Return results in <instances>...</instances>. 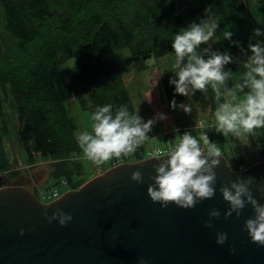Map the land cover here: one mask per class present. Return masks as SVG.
I'll return each instance as SVG.
<instances>
[{"label":"trees","instance_id":"trees-1","mask_svg":"<svg viewBox=\"0 0 264 264\" xmlns=\"http://www.w3.org/2000/svg\"><path fill=\"white\" fill-rule=\"evenodd\" d=\"M257 8L254 29L264 32V1ZM0 10L4 31L12 40L13 60L18 63L13 71H7L0 61V88L5 84L10 88L19 123L17 137L26 154L38 152L53 162L52 182L63 183L68 190L81 182L77 178L82 174L83 153L66 103L75 99L91 114L105 104H111L113 112L125 105L134 114L113 57L115 52L127 49L135 71L141 72L147 68L148 59L174 54L173 36L190 23H198V12L207 10L218 22L212 50L233 57L226 71L239 75L244 70L240 51L245 18L229 0H0ZM224 31L232 33L230 39L223 38ZM258 37L264 43V35ZM71 58L73 70L65 76L58 67ZM162 85L166 97L182 100L174 85ZM190 98L202 111H208L206 122H210L216 107L211 90L197 91ZM2 114L0 107V174L9 170L3 150L8 129ZM195 123L180 127L178 137L185 131L199 137ZM249 140L251 153L264 161V128L249 135ZM228 154L231 166L223 156L228 167L239 170L242 156L238 148H231ZM130 157L133 161L144 159L142 145ZM116 163L113 159L106 168Z\"/></svg>","mask_w":264,"mask_h":264},{"label":"water","instance_id":"water-1","mask_svg":"<svg viewBox=\"0 0 264 264\" xmlns=\"http://www.w3.org/2000/svg\"><path fill=\"white\" fill-rule=\"evenodd\" d=\"M219 159L214 197L192 209L151 201L146 190L159 163L152 157L112 166L47 203L24 188L3 187L0 178V264H138L139 257L146 264H264V246L252 243L244 229L254 215L251 206L225 219L229 205L219 192L230 181L254 177L253 197L264 204L256 190L264 184V161L232 171ZM133 171L142 173V183L130 179ZM45 205L48 215L59 208L72 221L48 223ZM213 208L220 217L205 228ZM218 232L227 233L223 245L215 243Z\"/></svg>","mask_w":264,"mask_h":264},{"label":"clouds","instance_id":"clouds-1","mask_svg":"<svg viewBox=\"0 0 264 264\" xmlns=\"http://www.w3.org/2000/svg\"><path fill=\"white\" fill-rule=\"evenodd\" d=\"M218 22L206 17L198 23H190L180 29L172 39L174 63L172 72L174 79L169 83L175 86V92L189 97L197 91L207 93L211 90L216 107L213 114L214 123L201 120L200 129L212 128L224 137H242L252 135L257 129L264 128V43L256 41L249 43L246 60L242 62L243 71L236 75L225 66L233 63V57L227 52L213 51L208 45L217 32ZM264 35L260 29L253 30V37ZM232 33L223 32L224 39H230ZM233 83L229 84V82ZM186 113L192 111L191 105H176ZM159 119H164L158 114ZM90 130L77 134L76 139L83 157L95 166H102L113 159H121L135 154L137 149L148 139L155 120L142 121L137 114H131L125 105L113 112L111 104L99 106L91 114ZM152 158L159 161L154 165L153 183L147 187V195L152 202L160 203L162 208L170 203L182 209H192L197 203L214 197L216 188V173L214 169L223 157L222 149L216 142L210 141L205 132L199 137L185 131L179 135L175 143H170L163 152L156 151ZM167 157V159H161ZM130 179L142 183V173L133 171ZM255 178H238L226 185H221L219 192L229 207L224 212V218L237 217L246 205L253 210V217L244 221V229L252 243L264 246V204L259 203L252 194ZM256 190L264 194V184ZM47 205L42 213L48 223H56L64 227L72 221L71 213L57 208L51 215L47 213ZM209 220L205 228H212V220L220 217L218 209L213 208L208 213ZM19 235H24L21 229ZM227 233L218 232L215 243L223 245ZM234 253L235 249H229ZM138 264H146L143 257L138 258Z\"/></svg>","mask_w":264,"mask_h":264},{"label":"rangeland","instance_id":"rangeland-1","mask_svg":"<svg viewBox=\"0 0 264 264\" xmlns=\"http://www.w3.org/2000/svg\"><path fill=\"white\" fill-rule=\"evenodd\" d=\"M62 1L63 0H58L60 3H62ZM262 1L264 0H229V4H233L240 9L245 18V39L240 51L243 61L246 60L247 55L251 54L250 51H248L249 43H254L257 40L259 41V37H253V30L254 22L257 17V6ZM197 16L199 21L206 17H210L207 10L199 11ZM216 40L217 37L215 34L213 41H209V44L205 46L209 47L210 45L211 49H214ZM13 55L14 49L12 40L4 31L0 10V61L3 66L6 65L7 71H13L12 68L18 65L16 59L13 60ZM113 57L120 71L121 79L128 93L134 114L137 112L144 122L150 119L155 120L151 131L148 133L149 139L142 144L145 158L149 157L152 150L167 149L170 143H175L176 139L179 138L177 130L180 129V127L193 125L195 120L198 119L207 121L208 111H202L196 103L191 100L190 96H182L183 98L181 101H175L176 105H191L192 111L190 113H186L182 108H173L170 106L173 99L166 97L162 84L163 82H167L168 85H171L169 80L175 78L172 72V65L175 60L174 54L170 53L158 59H148L145 63L147 68L141 72L135 71L133 60L127 49L118 50L113 54ZM73 66L74 59L71 58L63 62L58 69L67 76L72 72ZM0 107L3 113L1 119L8 129L7 136H5L3 140V150L9 164L8 172L0 174V177L4 181L2 186L24 188L31 192L38 200H40L39 195L49 191L53 185V187L58 190L59 195L68 191L65 184L52 182L54 181L50 175L53 171V166H51V163H53L52 161L38 152H36L35 155L34 153H25L23 144L17 137L19 123L12 103L10 88L6 84L0 88ZM66 108L68 115L73 118L76 124V129L74 131L75 138L79 132L90 130L91 113L89 110L81 109L75 99L68 101L66 103ZM158 114H162L165 118L159 119ZM213 114L210 123H214ZM204 130H212L215 132L214 129ZM215 133L217 135L216 140H220L222 145L224 144L225 151L228 150L229 145L236 142V146L240 148L245 159L242 163L243 169L249 167L251 163L255 162L254 164H256L258 162H263L255 156L256 159L254 161L248 135L242 137H224L220 133ZM223 156L228 165L231 166L228 156L225 153H223ZM80 160H82L80 163L82 174L77 178L81 181H79L80 184L78 187L108 169L106 168L108 163L102 166H95L83 156H81ZM133 160L134 159L130 156L116 159L118 164L135 162ZM40 202L47 203L49 201Z\"/></svg>","mask_w":264,"mask_h":264},{"label":"crops","instance_id":"crops-1","mask_svg":"<svg viewBox=\"0 0 264 264\" xmlns=\"http://www.w3.org/2000/svg\"><path fill=\"white\" fill-rule=\"evenodd\" d=\"M207 129H212V128H207ZM199 130H201V131H198L199 135H200L202 132H205V133L207 134V136L209 137V140H210V141H213V142H216L217 144H219V147L222 148V152L224 151L223 153H225L226 155L229 153V150H230L231 148H233V147H237L238 150L240 151L241 156H242V163H243V161H244L245 159H244V156H243V154H242L240 148H239L238 146H236V142H233L231 145H229V146H228V150L225 151V150H224V146H223L224 144L222 145V142H221L220 140H216V136H217V135H216V133H215L214 131H212V130H211V131H210V130H209V131H208V130L205 131L204 129H199ZM203 130H204V131H203ZM248 137H249V135H248ZM249 143H250V140H249ZM250 145H251V143H250ZM228 155H229V154H228ZM252 157L254 158V161H255L256 158L254 157L253 154H252ZM254 163H255V162H254ZM254 163H251L250 165H252V164H254ZM250 165H249V166H250ZM238 169H240V170L243 169L242 164L238 166Z\"/></svg>","mask_w":264,"mask_h":264},{"label":"built area","instance_id":"built-area-1","mask_svg":"<svg viewBox=\"0 0 264 264\" xmlns=\"http://www.w3.org/2000/svg\"><path fill=\"white\" fill-rule=\"evenodd\" d=\"M201 121V119L197 120L196 123H195V128H197L198 130L200 129L198 127V123ZM206 122V121H205ZM207 123H210V122H207ZM166 149H163V150H152V152L150 153L149 157H152V153L156 152V151H160V152H163L165 151ZM118 164V163H116ZM116 164H112V166L116 165ZM111 166V167H112ZM40 200L39 201H51V200H54L56 199L59 194H58V190L56 188H51L49 191L45 192V193H41L40 195Z\"/></svg>","mask_w":264,"mask_h":264}]
</instances>
